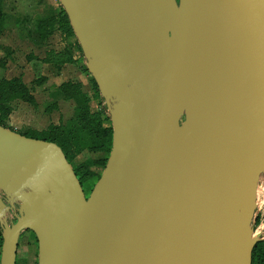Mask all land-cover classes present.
I'll list each match as a JSON object with an SVG mask.
<instances>
[{
    "label": "water",
    "instance_id": "95a60500",
    "mask_svg": "<svg viewBox=\"0 0 264 264\" xmlns=\"http://www.w3.org/2000/svg\"><path fill=\"white\" fill-rule=\"evenodd\" d=\"M59 2L112 150L87 195L59 145L0 125V264L24 231L38 264H253L264 0Z\"/></svg>",
    "mask_w": 264,
    "mask_h": 264
},
{
    "label": "rangeland",
    "instance_id": "374dc122",
    "mask_svg": "<svg viewBox=\"0 0 264 264\" xmlns=\"http://www.w3.org/2000/svg\"><path fill=\"white\" fill-rule=\"evenodd\" d=\"M2 3L8 19L5 33L0 38V81L17 79L21 83H16L15 93L10 94L14 112L7 120L8 128L30 137L45 139L43 135L30 132L43 130L47 133L49 122L66 123L61 136L69 160L74 167L83 168L87 180L95 182L103 173L110 153L98 147L99 139L77 103L76 81L92 79L87 63L79 59L81 55L72 47L71 40H68V46L72 58L77 61L76 65L62 64L61 57L64 56L61 55L66 51L63 54L48 51L41 55H35L34 51L29 53L31 47L25 42L27 39H22L12 29L14 23H18L17 17L23 19L26 16L35 21L39 17L45 19L51 13H58L59 0H2ZM83 70L88 73L85 74ZM81 73L86 75L85 79L79 77ZM88 81L85 89L96 101L93 109L90 105V110L104 111L109 116L99 90H92ZM89 101L91 103L92 100ZM105 125L112 126L111 121L107 120ZM9 215L14 218L13 212ZM16 264H38V242L30 231H24L19 239Z\"/></svg>",
    "mask_w": 264,
    "mask_h": 264
},
{
    "label": "trees",
    "instance_id": "16d2710c",
    "mask_svg": "<svg viewBox=\"0 0 264 264\" xmlns=\"http://www.w3.org/2000/svg\"><path fill=\"white\" fill-rule=\"evenodd\" d=\"M61 12L63 15H62V18L60 21V28L62 29L63 33L65 34V37H67V38L74 37L75 35H74L73 30L70 26V22H69V19H68V16H67L65 10L61 9ZM3 22H4V14L0 9V26L2 25ZM69 47L70 46L67 47L65 54L61 55V56H64L63 58L61 57L62 64H76L77 63V61L74 58H72V55L70 54V50H69L70 48ZM78 51L81 55V57L79 59L86 61L84 58V54L82 52V49H81L79 44H78ZM18 82H19V80H17V79H13V80L3 79L0 81V125L4 126L6 128H8L7 120L13 112V107H12V104L10 102V94L15 93L16 83L18 84ZM92 83L94 85V88L96 90H98V87H97L96 83L94 82L93 78H92ZM20 85H21V83H20ZM77 86H78V93H77V98H76L77 103L81 107L80 111H82V113L85 115V117L88 118L89 127L93 130V133L99 139L98 147L102 148L105 152L111 153L112 143H113V129H112V126L108 127L105 125V122L107 120L108 121L110 120V116L105 114L104 111H97V112L93 113L90 110L89 98L87 97V95H85L82 92L81 86L80 85H77ZM103 102H104V99H103ZM104 104H105V102H104ZM48 129H49V132L47 131V133L43 132V131L38 132V131H34V130L31 131L30 133H36V134L38 133L40 135H43L45 137V139H41V140L53 142V143H56L57 145H59L62 148L63 152L66 154L67 159L69 160V155L64 148L65 144H64L63 138H62L63 136H61L62 128L57 127V126H51ZM21 134H23L27 137H30L25 133H21ZM30 138H35V137H30ZM36 139H38V138H36ZM69 162H70V160H69ZM71 165H72V163H71ZM73 169H74L75 174L77 175L78 179L80 180V183H81L85 193L87 195H89L90 192L92 191V189L94 188L95 184L100 179L102 174L98 177V179L95 182H91V181L87 180V178L85 177V173H84L82 167L77 168V167L73 166ZM88 188H89V192H87ZM16 205L18 206L17 203H16ZM12 212L17 213V210H13ZM9 221H10V219H9ZM0 236L2 238V226L1 225H0ZM0 246H2L1 242H0ZM253 264H264V241L258 242V244L256 245V247L253 251Z\"/></svg>",
    "mask_w": 264,
    "mask_h": 264
},
{
    "label": "crops",
    "instance_id": "0c3cea01",
    "mask_svg": "<svg viewBox=\"0 0 264 264\" xmlns=\"http://www.w3.org/2000/svg\"><path fill=\"white\" fill-rule=\"evenodd\" d=\"M0 9L4 14V22L2 23V25L0 26V38L4 35L5 30H6V22L8 19V15L6 14V12L3 10V3L2 0H0ZM59 9L60 11L57 13H51V15L48 18H43L41 19L40 17L37 18L35 21H31L30 18H26L24 17L23 19H19V17H17L16 19H18V23H14V25L12 26V29L16 30L18 33V36L21 37L22 39H27V41L30 44V52L32 53V51H34L35 55H41V53L43 52H55L56 54H63L68 47V40H71V45L73 48H75V50L78 51V41L76 39V37H70L67 38L65 37V34L63 33L62 29L60 28V21L62 18V12L61 9H63V7L61 6V4H59ZM86 63V61H85ZM72 65H76V64H64V66H72ZM83 72L86 74L88 72L84 71ZM79 77H83L81 79H85L86 75L82 74H78ZM89 76V75H88ZM86 80L88 81V79L86 78ZM84 80H79L76 81L75 84L80 85L82 88V91L85 95H87V97L89 99H91V103L90 105H92L93 109V103L95 101V99H93L92 96H90L89 94V90L85 89L86 88V82ZM88 84L91 86V89H94V85L92 83V79L88 81ZM13 107V106H12ZM98 110H92V112H97ZM14 112V109H13ZM12 112V113H13ZM64 125H66V123H57V122H49V124H47V128L51 127V126H57L62 128ZM45 128V127H44ZM46 129V128H45ZM63 130V129H62ZM16 131V130H15ZM43 130H41L42 132ZM18 132V131H17ZM1 250H2V246H0V258H1Z\"/></svg>",
    "mask_w": 264,
    "mask_h": 264
},
{
    "label": "built area",
    "instance_id": "2783aa9c",
    "mask_svg": "<svg viewBox=\"0 0 264 264\" xmlns=\"http://www.w3.org/2000/svg\"><path fill=\"white\" fill-rule=\"evenodd\" d=\"M253 237L259 242L264 241V180L258 183L256 194V210L253 222Z\"/></svg>",
    "mask_w": 264,
    "mask_h": 264
},
{
    "label": "flooded vegetation",
    "instance_id": "af4514ba",
    "mask_svg": "<svg viewBox=\"0 0 264 264\" xmlns=\"http://www.w3.org/2000/svg\"><path fill=\"white\" fill-rule=\"evenodd\" d=\"M14 210V209H13ZM13 210H11L10 212H9V214L13 211ZM15 210H18V206L15 204ZM8 214V215H9ZM16 215H17V213H14V218L12 217H10V215L8 216L9 217V219H10V222H15L16 221Z\"/></svg>",
    "mask_w": 264,
    "mask_h": 264
}]
</instances>
